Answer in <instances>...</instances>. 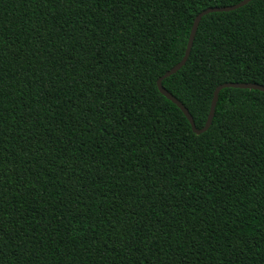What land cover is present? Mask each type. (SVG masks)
<instances>
[{"label": "trees", "instance_id": "obj_1", "mask_svg": "<svg viewBox=\"0 0 264 264\" xmlns=\"http://www.w3.org/2000/svg\"><path fill=\"white\" fill-rule=\"evenodd\" d=\"M242 0H0V264H264V92L196 134L158 89ZM264 86V0L205 15L163 86L206 124Z\"/></svg>", "mask_w": 264, "mask_h": 264}, {"label": "water", "instance_id": "obj_2", "mask_svg": "<svg viewBox=\"0 0 264 264\" xmlns=\"http://www.w3.org/2000/svg\"><path fill=\"white\" fill-rule=\"evenodd\" d=\"M252 0H242L237 4L234 5H229V6H216V7H208L206 9H204L203 11H201L195 18L194 20V24L191 30V34L188 40V44H187V48H186V52L182 58V60L177 63L175 66H173L170 70H168L167 72H165L157 81V85H158V89L159 91L170 101H172L174 104H176L181 110L182 112L185 114V116L188 118L193 131L196 134H202L204 132H206L210 126L212 125L214 116H215V111H216V106L219 100V94L221 92V90H223L224 88H241V89H254V90H260L262 92H264V86L260 85V84H255V83H248V82H226L223 83L221 85H219L215 92H214V96L211 102V106H210V111L208 114V118L206 121V124L204 125V127L198 129L196 127L194 118L192 116V114L190 113V111L188 110V108L178 99L176 98L172 93H170L164 86H163V80L170 77L171 75L177 73L187 62L192 47H193V43L195 40V36L197 33V30L199 28L200 22L202 20V18L205 15H208L210 13H215V12H227V11H232L235 9H238L240 7L245 6L246 4H248L249 2H251Z\"/></svg>", "mask_w": 264, "mask_h": 264}]
</instances>
